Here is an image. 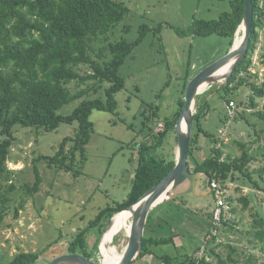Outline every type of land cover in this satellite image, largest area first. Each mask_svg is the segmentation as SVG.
<instances>
[{
	"label": "rangeland",
	"instance_id": "374dc122",
	"mask_svg": "<svg viewBox=\"0 0 264 264\" xmlns=\"http://www.w3.org/2000/svg\"><path fill=\"white\" fill-rule=\"evenodd\" d=\"M116 1L124 3L129 13L109 33L108 40L134 42L140 37V33H143L141 41L133 48L132 54L125 59L120 68L124 87L115 94L116 110L113 113L96 110L91 113L93 131L86 146V161L78 177L54 167L50 168L43 160L35 161L40 156H53L64 139L74 138L76 123L72 125L62 123L51 132L34 127H14L16 140L7 162V167L14 172L13 181L17 187L33 184L34 168H36L41 183L38 192L29 198L23 209L18 211V218L15 217L14 211L18 206L17 200L26 196L20 192L16 194V202L13 203L7 217L0 221V262L2 263L10 262L21 252L40 254L36 264H49L68 255L70 243L75 235L87 228L100 210L122 203L128 197L137 166L133 143L134 141L140 143L147 131H142L144 118L140 113L146 110L149 114V109L156 106L159 118H172L178 110L177 104L186 72L193 78L202 69L226 56L231 49L230 38L215 34L199 37L188 31L200 20H218L220 15L230 11L233 0ZM81 68L86 69V67ZM249 73L251 78L257 76L254 80L258 84L264 83L263 31ZM106 87V84L103 85L98 89L97 95L87 98L104 99ZM211 92L213 94H210ZM249 94L248 89H239L233 95L235 99L233 106L227 105L222 100V91L216 88L198 97L201 103L208 102L209 109L200 119V127L210 134L212 139L218 141L217 146L223 154L222 158L228 155L240 156L241 150L236 142H249L253 138L256 128L232 118L236 112L252 113L251 109L237 105L245 102ZM79 102L80 100H74L64 105L58 114L70 115ZM257 102L258 109H261L264 105V97L258 98ZM247 118L254 122L255 118H250V115ZM210 141L205 134H200L197 138V148L193 150V155L188 156L191 170L196 161H203L208 157ZM176 147V136L174 130H171L166 134L163 145L157 150V156L166 162L174 161ZM251 151V155L257 154V158L250 164V170L256 171L264 165L262 158L264 134L258 145L252 146ZM202 176L199 177L198 186L206 189V179ZM232 188L233 185H230L228 190H224V200L225 195L234 194ZM242 192L247 195L249 189L244 187ZM186 199L178 198L158 207L159 214L170 224L165 225L163 229L156 228L155 232L162 231L167 236L174 232L178 235L174 238L173 245L154 246L152 252L155 255L171 256L177 253L182 255L193 253L198 259L205 257L208 262L218 264L216 258L212 259L208 255V249L212 245V242L206 241L211 240L208 239L207 234V223L210 220L208 216L195 213L200 210L196 203L198 199L192 195ZM202 202L207 206L213 203V198L208 195L203 197L199 204H203ZM185 206L188 209L191 207L192 211ZM206 206L204 209L207 208ZM236 208V213L231 214L228 204L223 207L226 218L232 222L233 228L238 232L229 231L226 227H221L219 231L213 230L212 234L217 233L214 245L218 243L223 245L216 249V253L227 260L229 251L225 245L231 244L247 254H254L259 260L257 264H264V253L260 252L262 245L256 249L246 242L247 238H251L249 234L252 230V210L258 208L264 213V195L255 193V198L247 211H242L240 206ZM100 239L98 228L91 229L85 234L84 250L96 262L101 260ZM126 243L127 236L123 229L114 237L112 247L121 253ZM76 253L82 254V249L76 247ZM239 253L241 251L234 253L233 257L241 258ZM132 264H159V262L152 256H146L140 257ZM225 264L231 263L226 261Z\"/></svg>",
	"mask_w": 264,
	"mask_h": 264
},
{
	"label": "trees",
	"instance_id": "16d2710c",
	"mask_svg": "<svg viewBox=\"0 0 264 264\" xmlns=\"http://www.w3.org/2000/svg\"><path fill=\"white\" fill-rule=\"evenodd\" d=\"M244 10V0H233L228 13L220 15L218 20H200L188 32L199 37H209L213 34L227 37L230 38L232 46ZM128 13V7L116 0H0V221L7 217L10 208L16 202V194L20 192L26 196L17 200L18 206L14 211L15 217L18 218V211L38 192L41 183L36 168L33 184L17 187L13 181L14 172L7 167V162L16 140L13 130L15 126L34 127L51 132L62 123L68 125L76 123L74 138L64 139L53 156H40L35 161L43 160L48 167L72 173L74 177L81 174L80 169L86 161V146L93 131L90 115L95 110L115 112L117 107L115 94L124 87L120 68L143 37V33H140V37L134 42L108 40L109 33L127 17ZM262 31L264 32V6L260 7L259 3L253 0L252 32L245 59L233 73L228 85L218 89L222 91V100L227 105L235 104L233 95L239 89L246 88L250 93L245 102L236 103L245 109H251L252 113L236 112L232 116L234 120H241L247 126L256 128L249 142H236L241 150L240 156L228 155L222 158L223 154L217 146L218 141L201 129L200 119L208 113V102L201 103L197 98L196 114L193 118L189 155L197 148V138L200 134L209 137L211 147L208 157L203 161H196L191 171L202 174L209 182L219 181L224 190L233 185L234 194L225 195L224 200L231 214L236 213L238 206L242 211H247L255 198V193L264 195V165L256 171L250 170V164L257 158V154L251 155V148L258 145L264 134V105L258 109L257 102L258 98L264 97V83L258 84L254 80L257 76L251 78L249 73ZM81 67L86 69L83 70ZM191 78L192 76L186 72L177 104L178 110L172 118H159L156 106L149 109V114L146 110L140 113L144 118L142 131H147L140 143L136 141L133 143L137 166L128 197L122 203L100 210L87 228L75 235L70 243L69 253H76V247H80L81 255L91 259L84 250L85 234L91 229L98 228L99 235H102L114 214L125 210L172 171L174 161H164L157 156V150L163 145L166 134L173 130ZM105 84L107 87L104 99L87 98L97 95L98 89ZM74 100L80 102L70 115L58 114L64 105ZM249 115L256 120L251 122L247 118ZM159 122H163L165 128L164 131L157 133L155 127ZM262 158L264 159V153ZM244 187L249 189L247 195L242 192ZM158 207L147 217L141 258L152 256L159 264H212L205 257L198 259L193 253L190 255L177 253L174 256L153 254L154 246L173 245L174 238L178 235L174 232L169 236L164 235L162 231L155 232L156 228L163 229L165 225L170 224L159 214ZM225 213L223 210L217 226L212 224V214L208 217L210 222L207 225V234L211 240L206 241L212 242L208 255L212 259L216 258L218 264H225L226 261L231 264H257L259 260L254 254H247L231 244L225 245L229 251L227 260L216 253V249L223 245L220 243L214 245L217 233L212 234L213 230L219 231L221 227H226L229 231L235 230ZM251 216L253 218L249 234L251 238H247L246 242L256 249L262 245L260 252L264 253V213L254 208ZM235 231L238 232L237 229ZM238 251H241L239 253L241 258L235 259L233 254H237ZM39 258L38 253L21 252L10 262L0 264H36Z\"/></svg>",
	"mask_w": 264,
	"mask_h": 264
},
{
	"label": "water",
	"instance_id": "95a60500",
	"mask_svg": "<svg viewBox=\"0 0 264 264\" xmlns=\"http://www.w3.org/2000/svg\"><path fill=\"white\" fill-rule=\"evenodd\" d=\"M244 6L241 23L234 34L233 43L227 55L202 69L187 84L184 104L173 126L177 147L172 171L125 210L111 217L101 235V260L99 262L81 254L69 253L49 264H105L101 244L104 243L106 249L111 247L116 235L113 234L108 242L105 239L106 234L117 216L125 213L129 214L126 232L127 243L115 264H132L141 257L144 230L149 213L169 201L197 194L198 180L201 174L193 173L188 163L197 98L212 88L220 89L227 86L233 73L244 61L252 32L253 0H244ZM206 183L209 190L208 179H206Z\"/></svg>",
	"mask_w": 264,
	"mask_h": 264
},
{
	"label": "built area",
	"instance_id": "2783aa9c",
	"mask_svg": "<svg viewBox=\"0 0 264 264\" xmlns=\"http://www.w3.org/2000/svg\"><path fill=\"white\" fill-rule=\"evenodd\" d=\"M257 3H259L260 7L263 8L264 6V0H256ZM233 106V104H231ZM164 123L159 122L155 128V131L162 132L164 131ZM209 190L211 192L212 198H213V208L211 211L212 214V224L214 226L219 225L221 216L223 214V207H225V201H224V189L221 187V183L219 181H211L209 182ZM215 231V230H214Z\"/></svg>",
	"mask_w": 264,
	"mask_h": 264
},
{
	"label": "bare ground",
	"instance_id": "6f19581e",
	"mask_svg": "<svg viewBox=\"0 0 264 264\" xmlns=\"http://www.w3.org/2000/svg\"><path fill=\"white\" fill-rule=\"evenodd\" d=\"M128 220H129V214L125 213V214H121L119 216H117V218L115 219L113 225L110 227L109 231L106 234V241L109 242L111 236L114 235H118V233L120 231H122L123 229L125 230V232H127V224H128ZM105 244H101V248L103 250V261L105 264H115L116 260L118 259V256L120 255V253H118L116 251L115 248L111 247L106 249L105 248Z\"/></svg>",
	"mask_w": 264,
	"mask_h": 264
},
{
	"label": "crops",
	"instance_id": "0c3cea01",
	"mask_svg": "<svg viewBox=\"0 0 264 264\" xmlns=\"http://www.w3.org/2000/svg\"><path fill=\"white\" fill-rule=\"evenodd\" d=\"M197 191H198V195H200V197H198V198H196V199H198L199 201L203 198V197H206V196H208V195H210V196H212L211 194H210V191H208V192H206L205 194H203V192H202V187L201 186H199V189H197ZM197 195V196H198ZM187 202H188V200H186ZM199 201L198 202H196L197 203V205H199L198 207H199V211H196L195 213L197 214V215H201V216H206L207 217V212H209V209L210 208H206V209H204V206H206V203H203V204H199ZM208 204V203H207ZM185 208H187L186 206H185ZM202 208V209H201ZM188 209V208H187ZM204 209V210H203ZM189 211H192V209H191V207L188 209ZM201 212V213H200ZM186 219H188L189 220V218H187V217H185ZM208 219V218H207ZM206 220V219H205ZM206 222V221H205ZM208 224V223H207Z\"/></svg>",
	"mask_w": 264,
	"mask_h": 264
},
{
	"label": "flooded vegetation",
	"instance_id": "af4514ba",
	"mask_svg": "<svg viewBox=\"0 0 264 264\" xmlns=\"http://www.w3.org/2000/svg\"><path fill=\"white\" fill-rule=\"evenodd\" d=\"M209 190H208V187L206 188V189H204V188H202V192H203V194H205L206 192H208ZM199 193H198V191H197V194H195V195H192V196H194L195 198H198V197H200V195H198ZM210 194H211V192H210ZM198 195V196H197ZM182 199H186V197L185 198H182ZM187 200V199H186ZM186 203H187V201H186ZM206 207H208V208H210L209 209V212L207 213V216L209 217V215L211 214V211H212V208H213V203L212 204H208Z\"/></svg>",
	"mask_w": 264,
	"mask_h": 264
},
{
	"label": "clouds",
	"instance_id": "9594fccd",
	"mask_svg": "<svg viewBox=\"0 0 264 264\" xmlns=\"http://www.w3.org/2000/svg\"><path fill=\"white\" fill-rule=\"evenodd\" d=\"M201 176H202V174H201Z\"/></svg>",
	"mask_w": 264,
	"mask_h": 264
}]
</instances>
